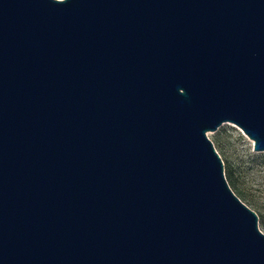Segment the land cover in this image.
Masks as SVG:
<instances>
[{
    "label": "water",
    "instance_id": "obj_1",
    "mask_svg": "<svg viewBox=\"0 0 264 264\" xmlns=\"http://www.w3.org/2000/svg\"><path fill=\"white\" fill-rule=\"evenodd\" d=\"M224 121L264 150V0H0V264H264Z\"/></svg>",
    "mask_w": 264,
    "mask_h": 264
},
{
    "label": "rangeland",
    "instance_id": "obj_2",
    "mask_svg": "<svg viewBox=\"0 0 264 264\" xmlns=\"http://www.w3.org/2000/svg\"><path fill=\"white\" fill-rule=\"evenodd\" d=\"M221 156L224 175L234 193L258 216L264 233V150H254L253 140L231 121L208 131Z\"/></svg>",
    "mask_w": 264,
    "mask_h": 264
}]
</instances>
